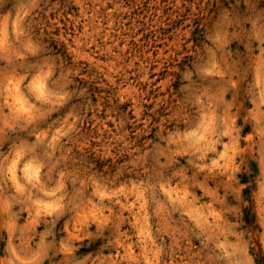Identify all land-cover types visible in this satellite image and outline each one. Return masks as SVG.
<instances>
[{
	"label": "rangeland",
	"instance_id": "1",
	"mask_svg": "<svg viewBox=\"0 0 264 264\" xmlns=\"http://www.w3.org/2000/svg\"><path fill=\"white\" fill-rule=\"evenodd\" d=\"M0 264H264V0H0Z\"/></svg>",
	"mask_w": 264,
	"mask_h": 264
}]
</instances>
